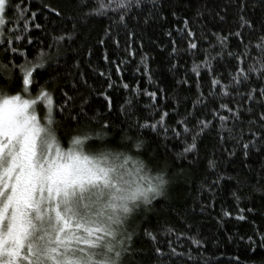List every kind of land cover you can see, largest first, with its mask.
<instances>
[{
	"label": "trees",
	"instance_id": "1",
	"mask_svg": "<svg viewBox=\"0 0 264 264\" xmlns=\"http://www.w3.org/2000/svg\"><path fill=\"white\" fill-rule=\"evenodd\" d=\"M14 2L19 3V0ZM241 2L247 5L243 13L238 7ZM81 3L82 0H25L30 13L36 14L27 34L33 44L29 45L25 39L20 48L31 59L37 48L52 44L53 37L68 32L73 36L71 41L60 42L58 63L34 74L38 83L32 89L35 95L36 89L48 82V90L53 94L57 107L65 99L61 89L74 97L76 109L81 98H87L88 104L84 105L87 115L82 117L79 125L57 112L59 135L65 147L78 129L99 131L100 124L108 121L111 128L106 141L91 145V149L103 147L135 153L130 143H121V137L127 134L134 138L139 136L146 142L141 158L154 169L153 175L157 166L167 161L169 185L165 196L153 201L150 211H141L131 220L129 231L136 234L133 246L139 253L135 264H157L155 247L168 252L169 241L177 251H186L193 247L189 237H195L202 243L198 252L193 250L198 264H264V248L259 247L261 235L264 234V192L259 190V184L264 183V141L257 144L261 151L251 148L245 158L244 150L236 140L218 138L219 121H214L216 127L209 129L197 141V151L177 160L176 153L181 152L184 146L180 141L165 140L162 133L157 135L147 128L141 131L135 127L137 120L140 123H155L163 112L169 113L166 123L170 128L177 127L176 122L185 114L194 113L189 123L191 127L197 117L213 119L210 109L218 107L221 102L233 110L240 106L247 108L251 102L242 99L243 95L250 88L264 87V82L257 81L255 77L235 91L230 85L228 96L221 98L216 93V99L207 108L198 105L193 109L192 103L198 91L202 90L205 95L208 93L211 75L202 67L197 78L192 68L194 64L202 65L205 49L210 50L213 56L220 50L217 35L228 37L227 50L233 52L243 51L239 39L229 35L236 31L243 32L245 43L251 41L255 45L259 32L242 29L240 15L254 21L259 29L264 20V5L260 0H145L142 9H132L127 14L119 10L108 11L105 16L82 20L83 12L96 5L94 0H88L87 7L82 9ZM56 12L61 15L57 16ZM122 14L126 15L123 22L120 21ZM221 15L225 17L223 21L219 19ZM185 20L188 21L187 28ZM73 23L77 24L75 30L72 28ZM189 30L195 35L189 37ZM101 40H104L103 44ZM190 41L197 43V49L189 48ZM213 45L216 46L214 49ZM45 51L48 50L45 48ZM52 51L55 53L56 49ZM252 55L256 54L253 52ZM0 60L7 62L3 53H0ZM21 62L22 58L17 57L16 63ZM77 63L79 68L75 67ZM236 63L235 59L227 57L212 61L214 74L221 79L222 84H229V74L234 73ZM117 67L120 68L119 73ZM145 67L148 69L147 75ZM80 72L84 73L87 85L80 82ZM101 72L106 75L100 76ZM108 73L113 82L111 89L106 78ZM182 81L186 82L178 83ZM72 82H77L79 91L70 90ZM124 83L129 84L130 89L138 87L140 94L134 95L124 89ZM0 85L10 94L20 92L19 81L7 85L0 79ZM161 89L163 91H159ZM145 90L157 92L156 100L144 94ZM101 92L111 97V112ZM130 97L134 99V104L127 108V113H122L121 108L126 107L125 101ZM177 98L180 100L178 113L173 111L177 107ZM261 112H264V108L257 104L250 116L246 114L243 117L244 123L237 125V136L240 128L244 130L243 142L247 143L251 139L249 120H257L256 125L251 126V131L264 133L258 121ZM221 114L230 115L225 110H221ZM228 126H232L231 121ZM209 160H215L218 165L214 171L208 166ZM181 171L183 175H177ZM217 175L237 179H225L209 192L207 186ZM239 216L244 219H238ZM169 228L174 231L169 233ZM145 230L157 236L155 244L144 235ZM173 264L186 262L176 259Z\"/></svg>",
	"mask_w": 264,
	"mask_h": 264
},
{
	"label": "snow or ice",
	"instance_id": "2",
	"mask_svg": "<svg viewBox=\"0 0 264 264\" xmlns=\"http://www.w3.org/2000/svg\"><path fill=\"white\" fill-rule=\"evenodd\" d=\"M94 2L96 6L83 12L82 20L105 16L108 11L119 10L127 14L132 9H142L145 0ZM260 3L264 5V0H260ZM87 4L88 0H82L80 7L86 8ZM238 7L243 13L247 5L241 2ZM29 13L25 0H19V3L0 0V53L7 58V62L0 60V79L7 85L16 81L20 83V92L16 94H10L0 85V264H135L139 253L133 246L136 234L129 231L131 220L141 211H150L153 201L165 196L169 185L167 161L158 165L153 175L154 169L141 158L146 142L139 136L134 138L127 134L121 137V143H130L135 153L103 147L91 149V145L106 141L111 128L108 121L100 124L99 131L78 129L69 138L68 146L63 145L59 135L60 121L56 119L57 112L79 125L82 117L87 115L84 108L88 104L87 98L82 97L76 109L74 97L61 89L65 99L57 107L53 94L48 90V82L39 86L35 95L32 89L38 83L34 74L58 63L60 42L71 41L73 36L68 32L53 37L52 44L37 48L29 59L28 53L20 48L25 39L29 45L33 44L27 34L36 14ZM125 14L120 15L121 22L125 21ZM56 15L61 13L56 12ZM219 19L223 21L225 17L221 15ZM184 23L187 28L188 21L185 20ZM36 27L39 28L40 25L37 24ZM76 27L77 24L73 23V30ZM240 27L252 29L253 33L259 32L257 42L255 45L251 41L245 43L242 31L230 33L243 46V51L233 52L227 50L228 37L217 35L220 50L213 56L210 50L205 49L202 65L194 64L192 68L197 78L200 77L202 67L211 75L208 93L205 95L202 90L198 91L192 103L193 109L198 105L207 108L216 99V93L221 98L230 95L227 91L230 85L235 91L239 86L251 82L254 77L257 81L264 82V20L257 29L254 21L241 14ZM187 35L192 37L195 34L189 30ZM100 43L103 44L104 40ZM197 47V43L189 42L190 49ZM212 47L214 49L216 46ZM54 48L55 53L52 51ZM173 51L175 52V48ZM253 52L255 56L252 55ZM17 57L22 58L21 63H16ZM222 57L235 59L237 62L234 73L229 74V84H222L212 67V61ZM107 59L105 56L106 61ZM247 60L252 62L246 63ZM75 67L79 68V63ZM117 72H120L119 67ZM145 74H148L147 67ZM99 75L106 74L101 72ZM79 77L80 82L87 85L83 72L79 73ZM106 78L109 81L108 88L111 89V74L108 73ZM149 80L151 81L150 76ZM183 82L186 81L178 83ZM122 87L134 95L140 94L138 87L130 89L127 83L122 84ZM70 90L79 91L77 82L70 84ZM144 94L153 101L157 98V92L145 90ZM100 95L108 102L107 108L111 112V97L106 92H101ZM242 99L251 102L247 108L240 106L233 110L228 104L221 102L218 107L210 109L213 119L197 117L191 127L189 123L193 120L194 113L185 114L176 122L177 127L170 128L166 123L168 112L161 113L155 123H140L137 120L135 127L141 131L147 128L157 135L162 133L165 140L180 141L184 146L181 152L176 153V159L182 160L189 153L197 151V141L209 129L216 127L214 121H219L218 138L236 140L247 158L251 148H256L257 152L262 150L257 144L264 141V133L251 131V126L256 125L257 120H249L251 139L245 143L243 128H240L239 136L235 134L236 128L244 123L243 117L246 114L250 116L253 113L257 104L264 108V87L250 88ZM175 103L177 107L173 111L178 113L179 98ZM133 104L132 97L127 99L126 107L121 108L122 113H127V108H131ZM152 107L155 109V103ZM41 109L43 115L40 114ZM221 110L230 115H222ZM229 121L232 122L231 127L228 126ZM258 121L264 129V112L259 114ZM208 166L213 171L218 167L215 160H209ZM177 175H183V171ZM225 179L237 178L217 175L208 184L207 190L211 192ZM259 190L264 192V183L259 184ZM238 219L242 220L244 217L239 216ZM173 231L168 229L169 233ZM144 235L154 244L157 242L154 233L145 230ZM189 239L193 247L186 251H177L171 241L168 252L155 247L157 264H173L176 259H183L186 264H198L193 250L198 252L202 243L195 237ZM248 239L251 241L252 238ZM259 247L264 248V234L261 235Z\"/></svg>",
	"mask_w": 264,
	"mask_h": 264
},
{
	"label": "rangeland",
	"instance_id": "3",
	"mask_svg": "<svg viewBox=\"0 0 264 264\" xmlns=\"http://www.w3.org/2000/svg\"><path fill=\"white\" fill-rule=\"evenodd\" d=\"M40 114H41V110H40Z\"/></svg>",
	"mask_w": 264,
	"mask_h": 264
}]
</instances>
